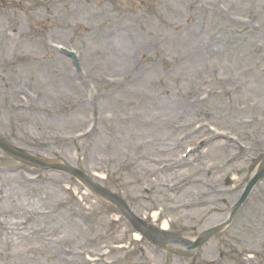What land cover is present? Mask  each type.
<instances>
[{"label":"rangeland","instance_id":"rangeland-1","mask_svg":"<svg viewBox=\"0 0 264 264\" xmlns=\"http://www.w3.org/2000/svg\"><path fill=\"white\" fill-rule=\"evenodd\" d=\"M192 1H196V4H214L216 2L215 0L170 1L168 10L175 11L174 9L177 8L183 11L176 15V24H180L182 20L186 21L189 16L199 17L197 13L194 14L187 9V4ZM0 2H4V0H0ZM13 2V7L23 13L19 14V17H16L14 21L19 35L5 34L8 21L0 18V135L9 144L28 149L35 155L37 153L41 159L85 172L97 186L120 195L122 199L125 198L137 215H144V210L152 205L154 208L155 206L160 207L163 215L168 216L172 221L174 233L184 235L191 240L224 224L231 211V206L243 193L259 164L264 162V123L259 122L258 125L253 124L246 129H241V123L236 122L241 119L252 120V118L255 120L260 118L264 121V0H224L235 9L239 16H251L256 23L262 26L259 36L255 38L244 36L235 46L222 44L225 47L223 49L225 53L221 50V43H218L208 52L204 51L205 47H203L196 55L189 53L188 48L182 46L180 40L183 37L174 35L173 39L168 40L166 47L171 53L167 57H171L176 68L171 69L170 66L163 63L164 60L153 56V60L158 61L161 65L158 64L157 70L151 73L156 74L155 77L144 78L139 84L128 89L119 101L109 104L108 107H103L105 114L100 128L106 138L104 142L102 139L103 146H97V139H99L97 137L85 145L74 146L67 143L54 150H51V147L46 149L39 144H34L25 133V128L29 124L13 122L9 117L14 113L3 101L13 97L12 90L25 84L41 95L42 108L48 103H63L61 111H65L60 112L59 115H42L49 129L39 130L34 126L38 132L33 131L32 135H36L40 142V138L43 136L51 137L60 132L72 134L86 126V110L78 105V102L84 99L83 92L72 79L71 68L64 59L46 51L42 43L35 44L32 41L23 40V37L30 35L29 31L34 32L36 27L41 26L44 21L43 17H48L47 24H43L39 32L41 39L47 38L53 32L52 34L60 36L63 43H75L79 50L84 52L85 60L88 58L87 55L91 54V62L87 65L94 70L95 74L103 71H117L121 67L109 63L108 58L106 59L101 54L94 56L96 51L103 50L104 43L101 41L92 43L90 37L83 33H76L75 29L70 26L74 22L87 21L88 17L91 18L93 25L98 26L99 20L95 17L94 11L101 13L102 10L96 8L86 10L85 13H82L84 19L81 20L79 15L75 18V14H72L76 8L67 0L51 6L49 13L46 10L50 6L48 1L43 6H41V2L37 4L34 0H14ZM83 4L88 6L97 3L95 0H86ZM109 8L111 7L109 6ZM109 8L107 10H110ZM69 12L72 16L69 15ZM59 15L63 18L61 23L55 19ZM51 21L53 25L50 27ZM82 25H86V23L84 22ZM210 27V32H206L207 36L204 39L213 37L212 30L230 28L220 22H215ZM236 30L242 31V29ZM145 31L149 32L150 30ZM131 32L133 29H129L127 33L131 36ZM134 33L139 34V41L142 42V33L139 31ZM32 35L38 37L37 31ZM214 49L221 50L222 54L216 57ZM208 53L210 54L208 55ZM169 71L172 74H169ZM205 89H212L214 94L212 101L203 108L202 112L210 109L213 114L208 113V118L220 130L224 132L231 130L242 136L245 143L259 149L261 154L254 155L256 162L252 164L250 157L238 156L236 152L225 154L218 147L212 149L211 153L207 155V160H205L207 167L201 168L203 165L197 164L196 168H184L187 174L177 181L175 178H170L174 179L175 183L185 182L181 187L174 189L173 193L167 187H158L160 190L153 189L155 185L159 186L168 180L161 178H165V176L155 175L157 167H153L151 170L153 176H147L148 173L144 168L147 167L145 163H149V161L146 158L156 157L162 160L164 158L172 160L182 149L184 151L183 146L180 151L171 152V149L176 147L171 148L169 143L176 142L178 136L173 135L174 139L172 138L171 141L164 136L167 122L169 121L172 125L174 122L187 121V125L192 126L194 117L197 118V115L188 113L185 116L184 111L181 115H174L171 111L178 109L181 112L182 108L188 105L194 107V102L198 100L199 95L206 93ZM165 104L168 107V113H166ZM248 104H256L255 106H259L260 109L258 108L257 112H254L252 107L247 106ZM81 112H85L86 117L76 120L77 114ZM14 117L19 118L20 115L15 113ZM203 121L205 120L198 122ZM89 149L91 152L86 154V150ZM229 160L233 161L230 166L225 164ZM13 162V159L0 151V166H11L14 164ZM195 173L196 187L188 188L191 184L184 179L191 178ZM49 175L43 174L64 187L69 184L68 177L60 176L59 173ZM10 178L9 176L0 178V181L4 182L2 187H6V190L21 183H16ZM228 178L233 179L231 187L225 184ZM52 187L57 195L54 203L50 204L51 207L42 203V200H45V196L42 195L46 191L44 187L36 189L21 186L20 189L29 191L35 197L39 195L42 200L38 197L34 209L50 212V217L43 220L39 227L47 228L49 233L54 234L56 238L66 240L70 248L75 251L82 250L86 254L97 257L106 255L114 261L124 262V258H126V264H169V254L165 256L163 254H143L144 249L135 245L131 230L126 222H119L118 218L113 217L107 210L93 205L86 198H84L85 203L80 204L76 195L71 196L63 193L61 195L57 189L58 185L57 188L55 184ZM144 187H147L151 192L145 194ZM127 192L132 195L128 197ZM194 197L198 199L197 203L208 201L211 204L206 207H197L198 210L189 213L173 210L178 203ZM240 212L236 216L235 223L224 234L214 238L199 251L193 253L198 258V264H206L222 249L229 251L236 249L245 253L247 249L264 248V180L259 183L255 193ZM12 213L16 215L15 211L10 208L4 215ZM78 213L88 214L92 218L89 217L81 225V222L76 220ZM22 216H19L18 220ZM87 223L92 225V230L87 228ZM69 230L72 235L69 234ZM124 233H129L130 238H127L128 242L125 248L121 249L116 247V243L117 240L124 242ZM43 246L39 241H36L34 244L28 243L5 253V246L0 242V253H5V256L0 259V264H64L63 261L52 256L56 250L53 252L41 251ZM165 250L167 253L168 251L184 252L180 248ZM140 254L144 257L145 262L139 260ZM81 259L87 260V257L84 256ZM86 260L84 262L88 264ZM179 262L180 264L192 263L184 262L183 258Z\"/></svg>","mask_w":264,"mask_h":264},{"label":"bare ground","instance_id":"bare-ground-1","mask_svg":"<svg viewBox=\"0 0 264 264\" xmlns=\"http://www.w3.org/2000/svg\"><path fill=\"white\" fill-rule=\"evenodd\" d=\"M130 45H131V42L129 41L128 47ZM128 47H127V49L124 46L122 48H110L111 52H109V55L111 56V59H113V60L127 59L129 57L128 53L132 52V48H133L132 47L129 49ZM138 48H139V46H138ZM140 49L142 51H147L148 47L146 44H141ZM169 134L171 136L173 135L172 132H169ZM17 195H18L17 198H14V200H11L9 202V204H7V205L12 206L11 210H14L16 215L22 216L24 214V216L33 217V212L31 211V209H33L34 205H36V202H37L36 197L33 196L29 191H19L17 193ZM5 209H6V207H4V206L0 207L1 212L5 211ZM8 209H9V207H8ZM47 224H50V223L47 222ZM163 229L166 231L168 229V224H165ZM20 234L21 233L15 234V230L11 229L10 233H9V237H10L9 239L11 241H14V242H19V240L17 238H19L21 236ZM69 234L72 235V232L69 231ZM137 238L140 239L139 237H137ZM34 239H37V238L34 237ZM7 242H10V241L7 240ZM5 243H6V240H5Z\"/></svg>","mask_w":264,"mask_h":264}]
</instances>
